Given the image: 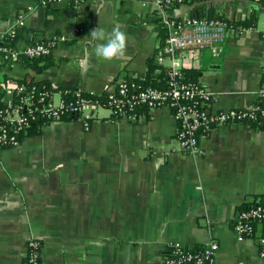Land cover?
<instances>
[{
  "label": "crops",
  "instance_id": "crops-1",
  "mask_svg": "<svg viewBox=\"0 0 264 264\" xmlns=\"http://www.w3.org/2000/svg\"><path fill=\"white\" fill-rule=\"evenodd\" d=\"M42 1L0 0V33L23 14L15 48L51 45L56 63L36 79L58 89L54 98L76 88L101 95L118 77L146 80L150 60L157 63L164 42L155 0H61L49 7ZM170 13L233 23L256 13L254 27L231 33L220 56L188 50L154 71L158 83L163 69L197 71L213 111L252 108L263 83L264 7L195 0ZM98 27L127 34L123 57L95 56L90 32ZM23 60L7 65L0 56V75L24 78ZM11 97L9 90L4 99ZM89 121V129L80 117L50 122L0 148V264H26L33 238L41 264H157L177 241L194 249L216 241L217 264H263L257 236L264 228L239 240L233 224L245 204L264 200V129L221 125L201 138L204 153L195 156L172 150L178 124L168 108L142 110L132 121L100 106Z\"/></svg>",
  "mask_w": 264,
  "mask_h": 264
},
{
  "label": "built area",
  "instance_id": "built-area-1",
  "mask_svg": "<svg viewBox=\"0 0 264 264\" xmlns=\"http://www.w3.org/2000/svg\"><path fill=\"white\" fill-rule=\"evenodd\" d=\"M77 2L85 0H76ZM61 0H43L44 6H51ZM161 24L165 29L164 43L157 48L155 60L164 64L170 57L173 61L182 52L199 49L218 57L224 51L227 38L233 28L223 17L210 16H173L170 11L185 0H155ZM20 14L8 33L15 34L16 28L24 25ZM0 38L3 34L0 33ZM52 47L45 42L28 45L23 50L9 45L0 46V56L5 64H11L22 58H34L51 54ZM115 89L98 95L95 99L82 96L81 89L76 90L78 105L65 102L63 96L54 102V93L49 90L16 98L25 86L9 84L12 97L0 106V148H9L21 142L22 133L38 118L46 121H59L68 114L80 112L84 127L90 128L91 118L96 108H108L113 117L137 121L141 117L140 109L168 108L172 111L177 124L176 153L199 156L204 153L201 138L221 125L236 123L252 124L264 121V105L259 101L252 108H230L213 111L208 107L212 93L202 82L186 79L181 69L172 67L167 85L163 87L147 85L138 77H118ZM62 95V94H61ZM97 95V94H96ZM106 95L102 100L100 96ZM264 98V88L258 91ZM42 104V106L40 105ZM259 227L264 228V200L258 199L245 204L237 213L233 229L239 240L254 237ZM260 257L264 264V230L257 236ZM40 242L30 239L27 242L26 264H41ZM219 244L210 241L200 248H191L177 241L169 246L157 264H217L216 256Z\"/></svg>",
  "mask_w": 264,
  "mask_h": 264
},
{
  "label": "trees",
  "instance_id": "trees-1",
  "mask_svg": "<svg viewBox=\"0 0 264 264\" xmlns=\"http://www.w3.org/2000/svg\"><path fill=\"white\" fill-rule=\"evenodd\" d=\"M185 1L192 4L195 0H185ZM197 1H200V0H197ZM252 1L258 3L260 7H264V0H252ZM47 7H49V5ZM192 16H200V15H197L195 13ZM210 17H215V16L210 15ZM256 21H257L256 13H253L250 18H247L244 21H238V22H234V23L231 21H229V22L233 28L232 33L233 32L239 33L242 29L253 28L254 25L256 24ZM158 28H159L158 32H159L160 40L164 41L165 35H166L165 29L163 28V26L161 24L158 25ZM21 32H22V29L17 27L15 34H10V33L3 34V38H0V46L9 45V46L15 47L17 40L21 36ZM23 59H24L23 63L28 68V71H29L28 74L24 78L13 79L10 76H8L7 74H1L0 75V106L5 104L4 97L8 91L9 84H11L12 82H14L15 84H18V85L25 86V90L20 91L19 94L16 95V98H19L21 96L27 97V96H29V94H32V93H35L37 95L38 92L45 91V90H49L52 93H54L58 90L57 88H53L45 80H37L36 79V77L38 75L42 74L45 70H47L48 68H50L51 66H53L56 63V60L51 56V54L42 55V56H38V57H34V58H23ZM159 66H161V65L155 63L153 59L150 60L149 73L147 75L146 80H144L145 84L159 86V87H163V86L167 85L169 71L166 69H163L162 74L159 75L162 78V82H160V83L157 82L158 77H156L157 75L154 73V71L157 68H159ZM181 71L183 72L186 79L197 81L196 76H197L198 72L195 71L194 69H190L189 72H186L187 70H185V69H181ZM261 80L263 82L262 88H264V72H263ZM77 89L78 88L70 89V90H62V96H63L65 102H74V104H76V105L79 104L78 103V97L76 95ZM81 94L83 97L88 98V99H95L98 97V95H96L94 93L85 92V91L82 92ZM105 96L106 95L100 96V98L103 100L105 98ZM259 103L264 105V98L263 97L259 98ZM142 110H147V108L140 109V112ZM80 115H81L80 112L77 111L76 114H68V115L64 116L62 119L78 118ZM50 122L51 121H46L44 118H38L35 123L31 124L22 133L21 137L23 135H34V134L40 133L43 126L45 124L50 123ZM252 125L260 128V129H264V121H262V120H258L256 122L252 123Z\"/></svg>",
  "mask_w": 264,
  "mask_h": 264
},
{
  "label": "clouds",
  "instance_id": "clouds-1",
  "mask_svg": "<svg viewBox=\"0 0 264 264\" xmlns=\"http://www.w3.org/2000/svg\"><path fill=\"white\" fill-rule=\"evenodd\" d=\"M90 37L97 42L94 54L98 59L113 61L126 54L128 37L119 27H113L111 31L101 27L94 28L90 32Z\"/></svg>",
  "mask_w": 264,
  "mask_h": 264
},
{
  "label": "rangeland",
  "instance_id": "rangeland-1",
  "mask_svg": "<svg viewBox=\"0 0 264 264\" xmlns=\"http://www.w3.org/2000/svg\"><path fill=\"white\" fill-rule=\"evenodd\" d=\"M55 101L57 102V101H59L58 99H59V96L57 95V96H55Z\"/></svg>",
  "mask_w": 264,
  "mask_h": 264
},
{
  "label": "water",
  "instance_id": "water-1",
  "mask_svg": "<svg viewBox=\"0 0 264 264\" xmlns=\"http://www.w3.org/2000/svg\"><path fill=\"white\" fill-rule=\"evenodd\" d=\"M42 106V104H40Z\"/></svg>",
  "mask_w": 264,
  "mask_h": 264
}]
</instances>
